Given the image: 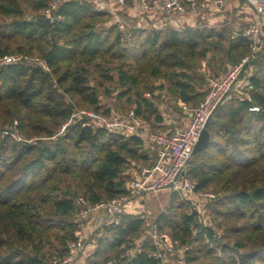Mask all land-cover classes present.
I'll return each mask as SVG.
<instances>
[{
    "label": "trees",
    "instance_id": "1",
    "mask_svg": "<svg viewBox=\"0 0 264 264\" xmlns=\"http://www.w3.org/2000/svg\"><path fill=\"white\" fill-rule=\"evenodd\" d=\"M50 1L0 0V60L21 54L46 64L0 62V264H51L66 255L80 229L78 197L93 204L124 194L132 168L152 161L141 135L86 118L57 134L75 110L133 109L159 130L158 101L181 109L204 98L196 82L205 81L197 70L205 58L226 72L249 53L247 38L227 24L137 27L126 40L91 1L61 0L54 20L44 12ZM248 63L243 86L211 114L209 144L186 167L197 189L215 192L204 206L208 222L176 192L156 218L157 230L187 246L189 264H264V33ZM147 229L139 214L125 212L105 226L87 264H161ZM136 245L141 251L126 254Z\"/></svg>",
    "mask_w": 264,
    "mask_h": 264
},
{
    "label": "built area",
    "instance_id": "2",
    "mask_svg": "<svg viewBox=\"0 0 264 264\" xmlns=\"http://www.w3.org/2000/svg\"><path fill=\"white\" fill-rule=\"evenodd\" d=\"M96 1L99 3V6H96L98 9L113 12L111 6L116 4L129 9L131 17L142 14L150 19H156L158 26L150 25L154 28L171 27L170 24L178 23L180 17L186 12L196 13L200 7L205 8L208 5L205 0H132L129 6L125 5L126 0ZM210 2L220 8L226 4L227 0H210ZM60 3L61 0H51L45 8L44 12L51 20L61 18L58 14ZM103 3L110 5V8L103 7L101 5ZM253 6V15L242 30V34L248 40L249 53L239 62L232 64L223 74L210 73L205 65L199 68L208 84L207 92L197 106L184 107L183 114L187 120L183 127L176 128L171 132L152 129L149 123L137 115L133 109L125 114L115 111L103 114L93 109L81 108L75 110L67 120L61 123L57 134L63 133L75 118H86L87 123L103 127L107 131L126 135L139 134L145 138L146 144L157 146V155L150 163L137 166L135 174L126 185V193L93 204L82 196L78 197L79 207L76 216L81 221L80 229L76 238L68 243V253L64 256H54L51 264H78L81 257L88 253L89 248L96 247L98 239L104 235L106 225L121 222L127 204L133 197L154 193L161 189H169L181 196L187 193L194 194L198 200L192 204L201 216L200 212L204 211L205 206L204 200H211L215 197V192L197 189L196 181L191 179L185 171L192 156L193 146L207 118L230 89L243 86L238 74L243 64L249 62L261 47V36L264 33V0H253ZM32 17L33 13H26L27 19ZM118 25L124 33V38L128 40L132 30L125 27L122 22H118ZM24 58L38 61L46 66L45 61L37 56L29 58L27 55L21 54L5 55L0 62H14ZM145 95L149 97L151 93L146 92ZM16 137L20 138L19 135ZM199 198L203 201H199ZM99 209H104L106 212L104 221L91 229L90 232L84 231V221L91 212ZM141 217L145 218L146 216L142 214ZM149 236L155 243L152 255L154 258L160 259L161 264H189L184 256L186 245L179 244L177 239L171 240L166 231L157 230L155 226H152ZM139 251H141V246L136 245L128 249L126 254L132 255ZM116 262V258H111L107 260L106 264H115Z\"/></svg>",
    "mask_w": 264,
    "mask_h": 264
},
{
    "label": "crops",
    "instance_id": "3",
    "mask_svg": "<svg viewBox=\"0 0 264 264\" xmlns=\"http://www.w3.org/2000/svg\"><path fill=\"white\" fill-rule=\"evenodd\" d=\"M203 1V0H200ZM208 5L205 8H201L196 13L186 12L183 14L178 23L170 24L171 27L179 28V29H187L192 27H200V26H212L219 27L223 25H230L233 32L237 34L238 32H242L243 28L246 26L248 20L253 15V0H227L226 4L223 7L217 8L215 7L210 0H205ZM127 13H129V9H126ZM133 22L135 23V27H147L150 25L158 26L156 19H150L146 15H136L133 16ZM208 63V62H207ZM230 65L226 67L229 69ZM199 70V69H198ZM218 71V70H217ZM218 72H223L218 71ZM225 72V71H224ZM223 72V73H224ZM196 87L200 91H207L208 84L205 81L196 82ZM181 113L175 115V117H170L169 114H164V127L159 129L160 131H167L176 128L183 127L186 124V117L183 115L184 107H189V104L182 103ZM158 130V129H155ZM146 143V142H145ZM146 148L152 158V161L156 158L157 155V146L146 144ZM143 163L136 164V167L132 168V177L135 174L137 166ZM162 190V189H161ZM151 194V193H150ZM147 195V194H145ZM144 195L133 197L127 204L125 212H131L139 214L140 216L144 214L146 217L143 218L148 226L147 231L145 232L144 237H149V232L152 230V226L156 227V218L157 216L163 212L167 211L168 207L171 204V196L169 197L168 203H165L164 196L160 198V203L158 205H153V207L145 208L144 203ZM168 198H166L167 200ZM106 217V212L104 209L94 210L90 213L89 217L83 223V229L86 232H90L91 229L97 227L101 222L104 221ZM88 253L81 257L78 264H87V261L91 258L92 253L95 250V247H91L88 249Z\"/></svg>",
    "mask_w": 264,
    "mask_h": 264
},
{
    "label": "rangeland",
    "instance_id": "4",
    "mask_svg": "<svg viewBox=\"0 0 264 264\" xmlns=\"http://www.w3.org/2000/svg\"><path fill=\"white\" fill-rule=\"evenodd\" d=\"M89 1H91L94 6H99V3L96 0H89ZM131 3H132V0H126L125 1V5H127V6L131 5ZM101 5L103 7H105V8H110V5H108L107 3H103ZM126 9L127 8H125V7L113 4L111 6V10L113 12H110V11L109 12L112 15V21L113 22H116V23L122 22L125 25V27H127V28H129L130 30L133 31L137 27H135L136 25L133 22V17H131V15H129V13H127ZM26 13H30V10L27 9ZM147 27L151 28L150 26H147ZM208 59L209 58H205V60L203 62V65H205V67H207L209 69V72L210 73H214V74H223V72H221V73L218 72L216 70L217 68L214 67V63L210 62ZM26 60H30V59H26ZM202 66L197 67V70H198V68H201ZM113 96H114V94H113ZM162 96H164V95L162 94ZM111 100L113 102H116L115 97L109 98L108 102H111ZM157 107H158L159 110H161V112L169 114L170 117H172V118L175 117V115L179 114L180 111H181V109L178 108L179 107L178 105L173 104V103L170 104L168 100H164L163 102L162 101H158ZM85 109H88V108H85ZM112 111L120 113V110H118L116 108L113 109ZM188 166H189V162L187 163V167ZM170 195H173V192L171 190H169V189H162V190H158V191H156L154 193L144 195L143 198H144L145 208L147 209L149 207H153V205H158L160 203V198L162 196L165 197L164 198L165 203H168ZM166 198H168V199L166 200ZM179 198L180 199H185L187 201V204L191 205V206H193V204H192L193 202H196V200H198L195 197L194 194H190V193H187V194L182 195V196L180 195ZM199 201H203V200L201 198H199ZM204 203H206V200H204ZM200 214H201V216H200L201 220L203 222H208L209 215L207 214V211H206L205 208H204V211L202 210V212H200Z\"/></svg>",
    "mask_w": 264,
    "mask_h": 264
},
{
    "label": "water",
    "instance_id": "5",
    "mask_svg": "<svg viewBox=\"0 0 264 264\" xmlns=\"http://www.w3.org/2000/svg\"><path fill=\"white\" fill-rule=\"evenodd\" d=\"M248 62H245L238 74V77H242L244 75V71L246 69V67L248 66ZM219 104V103H218ZM217 104V105H218ZM211 115L207 118L204 127L202 128L198 139L196 140L194 146H193V150H192V155L203 150L210 141V131H209V120H210Z\"/></svg>",
    "mask_w": 264,
    "mask_h": 264
}]
</instances>
